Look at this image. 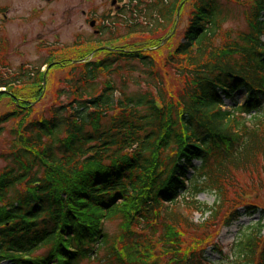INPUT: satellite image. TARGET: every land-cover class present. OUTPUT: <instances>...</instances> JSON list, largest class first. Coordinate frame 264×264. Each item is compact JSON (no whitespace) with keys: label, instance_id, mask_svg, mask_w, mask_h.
Masks as SVG:
<instances>
[{"label":"trees","instance_id":"16d2710c","mask_svg":"<svg viewBox=\"0 0 264 264\" xmlns=\"http://www.w3.org/2000/svg\"><path fill=\"white\" fill-rule=\"evenodd\" d=\"M120 1L101 17L100 41L162 33L182 0ZM191 4L182 41L166 57L183 80L175 100L128 91L129 82L159 83L151 54L109 51L63 80L47 117L12 130L1 154L0 264H158L147 260L155 241L171 253L169 264H212L207 244L183 248L178 233L200 228L207 237L217 223L237 221L240 208L260 217L234 241L229 264H264V205L256 201L264 195V0L249 3L237 31L222 30L218 0ZM121 63L140 73L125 76ZM41 66L0 62V89L42 83ZM19 116L1 115L0 135ZM188 185L213 195L212 204L183 196ZM106 220H118L113 238Z\"/></svg>","mask_w":264,"mask_h":264},{"label":"rangeland","instance_id":"374dc122","mask_svg":"<svg viewBox=\"0 0 264 264\" xmlns=\"http://www.w3.org/2000/svg\"><path fill=\"white\" fill-rule=\"evenodd\" d=\"M251 1L218 0L224 16L222 30H243L244 12ZM191 2L192 0H182L178 3V15L175 13L169 28L158 35L152 37L137 34L121 37L115 41H100L95 30H99L101 26V17L114 14L115 9L123 3L120 0H0V62L9 65L11 69L26 64L42 65L43 78V82L38 85H17L7 89L6 92H0V116L9 111L20 112L19 117L11 118L3 124L4 130L0 135V172L6 165L1 154H7L10 144H13L12 130L20 128L30 119L47 117L49 106L58 100L57 90L64 86L63 80L71 78V73H78L84 62L97 61L109 51H138L151 54L155 60V71L159 74V83L157 80H151V84L143 81L138 84L129 82L128 91L151 90L157 100L159 98L156 92H159L166 102L175 100L183 80L175 74L171 65L166 63V57L172 54L182 41L183 31L192 10ZM91 20H94V26H90ZM121 65L125 76L134 79L140 73L139 70L128 71L129 63L125 65L121 63ZM103 78L101 77L100 80ZM2 92L4 95L1 94ZM244 98L245 94L241 91L234 95L237 104H241ZM60 99L64 100V97ZM227 103L232 104V101ZM187 187L189 190L186 189L187 192L185 191L183 196H195L197 200L207 204H212L214 201L213 195L207 192L196 193L191 185ZM256 201L264 205V195L259 196ZM239 211L242 215L237 221L229 226L224 225L222 221L219 225L217 223V227L204 238L200 235L203 231L200 228L180 229L178 236L182 247L202 241L203 245H208L205 248L210 263L229 264L232 260L234 241L246 226L256 222L260 217L259 211L251 216L244 214L242 208ZM192 218L199 226L204 220V216L198 213ZM100 220L97 223L101 222ZM104 228L113 238L118 232V220L104 221ZM214 245L218 249H212ZM43 252L44 249L41 248L35 251L33 256L41 255ZM129 252L126 248L122 254L126 255ZM170 257L171 253L162 248L158 241H155V247L147 253L148 262L158 264H169L171 261L167 260ZM80 264H95V262L84 258Z\"/></svg>","mask_w":264,"mask_h":264},{"label":"water","instance_id":"95a60500","mask_svg":"<svg viewBox=\"0 0 264 264\" xmlns=\"http://www.w3.org/2000/svg\"><path fill=\"white\" fill-rule=\"evenodd\" d=\"M114 3V1L112 2V4ZM118 9V8H117ZM178 11H179V8H177V11H176V15H178ZM94 25V21H91L90 22V26H93Z\"/></svg>","mask_w":264,"mask_h":264}]
</instances>
